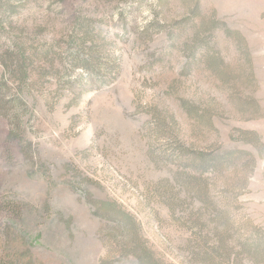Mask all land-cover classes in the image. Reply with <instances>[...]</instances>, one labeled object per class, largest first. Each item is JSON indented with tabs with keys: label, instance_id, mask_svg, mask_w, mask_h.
<instances>
[{
	"label": "rangeland",
	"instance_id": "374dc122",
	"mask_svg": "<svg viewBox=\"0 0 264 264\" xmlns=\"http://www.w3.org/2000/svg\"><path fill=\"white\" fill-rule=\"evenodd\" d=\"M0 264H264V0H0Z\"/></svg>",
	"mask_w": 264,
	"mask_h": 264
},
{
	"label": "trees",
	"instance_id": "16d2710c",
	"mask_svg": "<svg viewBox=\"0 0 264 264\" xmlns=\"http://www.w3.org/2000/svg\"><path fill=\"white\" fill-rule=\"evenodd\" d=\"M11 209V208H10Z\"/></svg>",
	"mask_w": 264,
	"mask_h": 264
}]
</instances>
